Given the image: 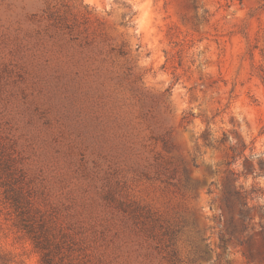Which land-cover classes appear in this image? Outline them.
<instances>
[{
  "label": "rangeland",
  "instance_id": "1",
  "mask_svg": "<svg viewBox=\"0 0 264 264\" xmlns=\"http://www.w3.org/2000/svg\"><path fill=\"white\" fill-rule=\"evenodd\" d=\"M0 68L14 264L12 182L59 264H264V0H0Z\"/></svg>",
  "mask_w": 264,
  "mask_h": 264
},
{
  "label": "trees",
  "instance_id": "2",
  "mask_svg": "<svg viewBox=\"0 0 264 264\" xmlns=\"http://www.w3.org/2000/svg\"><path fill=\"white\" fill-rule=\"evenodd\" d=\"M0 68V80H2ZM4 89L3 85H0V94ZM4 130L0 122V170L4 173L12 174L13 167V158L9 155L7 146L3 145L2 139L4 138ZM244 148V144H242ZM253 157L244 158L245 164L253 171ZM14 182L10 183L8 188L5 190V199L8 201L14 212L16 213L17 223L16 226L21 229L32 241L35 250L39 253L40 264H59L56 261V251L59 249V244L53 242L52 239L47 234L48 229L41 222H38L35 218L29 217L28 213L25 211L24 197L22 194L21 187H15ZM255 190L252 189L251 193H254ZM244 199L243 206V216L242 221L243 228L249 229L252 234H258L261 238V247L260 255L264 256V204L248 206V201L246 196L242 195ZM246 199V200H245ZM252 201V198H250ZM27 206V205H26ZM252 211V212H249ZM258 228V229H257ZM222 246L225 247L226 241L221 238ZM242 247V245H241ZM242 256L246 259L248 264L254 263V258L248 250L242 251ZM0 264H14V260L9 253L0 250Z\"/></svg>",
  "mask_w": 264,
  "mask_h": 264
}]
</instances>
